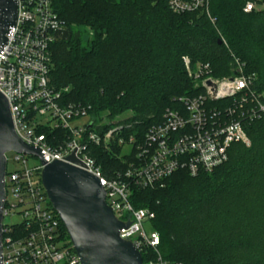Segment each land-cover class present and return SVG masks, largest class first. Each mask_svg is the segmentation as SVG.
<instances>
[{"label":"trees","instance_id":"1","mask_svg":"<svg viewBox=\"0 0 264 264\" xmlns=\"http://www.w3.org/2000/svg\"><path fill=\"white\" fill-rule=\"evenodd\" d=\"M243 5L209 0L212 21L204 10L174 12L168 0H53L66 28L51 46V85L69 88L66 103L90 105L99 133L116 130L107 145L88 146L105 176L129 167L137 145L168 108L202 92L188 76L185 57L192 66L208 64L206 74L214 78L233 74L239 61L264 89V9L245 12ZM105 118L109 122L101 125ZM245 128L250 146L233 142L228 159L212 172L178 171L153 186L131 188L134 207L155 213L152 225L165 259L264 264V117ZM40 132L53 145L69 136L59 129Z\"/></svg>","mask_w":264,"mask_h":264},{"label":"built area","instance_id":"2","mask_svg":"<svg viewBox=\"0 0 264 264\" xmlns=\"http://www.w3.org/2000/svg\"><path fill=\"white\" fill-rule=\"evenodd\" d=\"M168 5L178 13L204 10L213 21L209 0H168ZM243 9H264V0H244ZM65 28L53 0H17L15 25L0 49V91L8 99L15 131L26 144L39 147L47 162H68L100 179L114 215L129 223L121 228L120 237L133 243L142 260L144 254L143 264H183L162 256L160 234L152 225L155 213L134 207L131 188L153 186L178 171L192 176L210 173L228 159L233 142L250 146L245 127L264 117V89L258 87L257 75L245 73L239 61L233 74L214 78L206 74L208 64L192 66L185 57L188 76L202 92L181 97L180 108H168L163 121L151 126L144 142L137 145L129 167L109 178L88 146L107 145L116 130L99 133L91 106L66 103L64 94L69 88L51 85V46ZM218 100L228 102L223 107L210 104ZM85 118L88 120L84 122ZM42 128L64 130L69 136L53 145L48 135L40 132ZM27 155L16 153L15 159L22 166L12 172L6 169L3 264H80L70 238L62 234L61 219L42 184L44 165L40 161L29 168ZM72 156L78 163L70 161ZM16 215L19 219L12 222Z\"/></svg>","mask_w":264,"mask_h":264},{"label":"water","instance_id":"3","mask_svg":"<svg viewBox=\"0 0 264 264\" xmlns=\"http://www.w3.org/2000/svg\"><path fill=\"white\" fill-rule=\"evenodd\" d=\"M17 18V0H0V49ZM222 40H219L221 43ZM211 82L208 81V84ZM92 125L90 123L89 127ZM10 151L38 156L44 165L42 184L63 222L80 264H143L142 255L131 241L120 237L129 223L119 220L106 202L100 179L68 162H47L40 148L26 144L15 131L10 105L0 91V264H3V211L5 175ZM71 162L78 163L73 156Z\"/></svg>","mask_w":264,"mask_h":264},{"label":"rangeland","instance_id":"4","mask_svg":"<svg viewBox=\"0 0 264 264\" xmlns=\"http://www.w3.org/2000/svg\"><path fill=\"white\" fill-rule=\"evenodd\" d=\"M86 38V37H85ZM126 116H128V113H124L123 115L119 116L116 118V120L118 119H121V118H125ZM84 122L88 120V118H85L83 119ZM109 120L107 118L103 119L100 124L103 125V124H106L108 123ZM130 147L129 146H125L124 149H123V152H127L129 151ZM15 155L16 153L14 151H10L6 154L7 156V172H12V171H15L17 169H19L21 166H22V162H19L15 159ZM27 166L29 168L37 165L38 163H40V158L38 156H35V155H27ZM10 198V196H9ZM19 219V216H13L12 217V222H15ZM146 227L148 228V225L146 224Z\"/></svg>","mask_w":264,"mask_h":264}]
</instances>
